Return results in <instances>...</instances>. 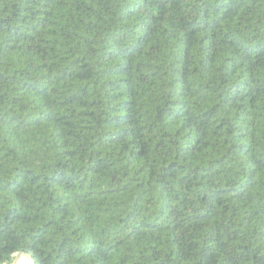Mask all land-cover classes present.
<instances>
[{"label":"trees","instance_id":"1","mask_svg":"<svg viewBox=\"0 0 264 264\" xmlns=\"http://www.w3.org/2000/svg\"><path fill=\"white\" fill-rule=\"evenodd\" d=\"M264 264V0H0V264Z\"/></svg>","mask_w":264,"mask_h":264},{"label":"water","instance_id":"2","mask_svg":"<svg viewBox=\"0 0 264 264\" xmlns=\"http://www.w3.org/2000/svg\"><path fill=\"white\" fill-rule=\"evenodd\" d=\"M12 259H14V260L12 261L11 264H19V262L21 261V259H24L25 261H27L30 264H34L32 258L30 256H28V255H26L24 253H21V252L15 254L14 256H12V258L10 260H12ZM8 262H9V260H7L5 262V264H7Z\"/></svg>","mask_w":264,"mask_h":264},{"label":"bare ground","instance_id":"3","mask_svg":"<svg viewBox=\"0 0 264 264\" xmlns=\"http://www.w3.org/2000/svg\"><path fill=\"white\" fill-rule=\"evenodd\" d=\"M19 264H30L27 261H25L24 259H21V261L19 262Z\"/></svg>","mask_w":264,"mask_h":264},{"label":"rangeland","instance_id":"4","mask_svg":"<svg viewBox=\"0 0 264 264\" xmlns=\"http://www.w3.org/2000/svg\"><path fill=\"white\" fill-rule=\"evenodd\" d=\"M13 260H14V259H12V260H9V262H8L7 264H11Z\"/></svg>","mask_w":264,"mask_h":264}]
</instances>
